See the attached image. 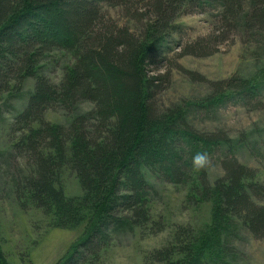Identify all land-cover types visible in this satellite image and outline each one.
Wrapping results in <instances>:
<instances>
[{"label": "trees", "instance_id": "trees-1", "mask_svg": "<svg viewBox=\"0 0 264 264\" xmlns=\"http://www.w3.org/2000/svg\"><path fill=\"white\" fill-rule=\"evenodd\" d=\"M132 1L0 0V98L34 81L25 107L13 118L18 135L12 151L1 157L12 174L16 202L21 210L56 213L60 228L84 226L82 239L63 264H93L110 234L151 224L154 190L145 171L160 182L187 187L186 202L192 207L216 201L217 223L238 224L255 239H264V186L255 182V170L238 162L235 142L222 131L194 128L187 109L157 105L168 76L160 66L182 8L214 9L222 27L258 36L264 0H147L142 14L133 12ZM102 4L129 11L134 30L106 27ZM140 16L147 17L145 25ZM54 53L71 58L58 84L42 73L43 62ZM257 90L236 78L215 82L206 105L217 107L226 92L246 105ZM84 103L90 108L81 112ZM55 109L67 114L65 124L44 119L46 111ZM197 152L220 165L222 175L213 185L208 164L197 168L192 163ZM15 156L26 159L28 171L18 169ZM64 171L78 180L81 197L66 199L60 185ZM158 224L157 232L162 231ZM200 247L191 228L179 227L149 261L210 264L206 255L214 264H225Z\"/></svg>", "mask_w": 264, "mask_h": 264}, {"label": "rangeland", "instance_id": "rangeland-1", "mask_svg": "<svg viewBox=\"0 0 264 264\" xmlns=\"http://www.w3.org/2000/svg\"><path fill=\"white\" fill-rule=\"evenodd\" d=\"M130 5L134 13L147 10V0L139 4L133 0ZM214 11L189 7L177 13L174 23L177 32L170 36L171 46L160 66L168 76L157 105L187 109L188 121L199 131L224 132L236 144L238 162L255 170V182L264 186V27L257 29L258 36L249 33L240 36L236 30L222 27ZM100 13L106 27L128 26L134 30L131 14L123 7L102 4ZM146 20L147 17L140 16L143 25ZM69 64V55L54 53L43 62L42 73L52 84H58ZM233 78L256 87L255 100L246 105L236 103L231 92H226L223 98L217 99V107L208 108L206 103L213 98L211 85ZM33 86L34 81L29 79L21 92H10L0 98V253L4 264H57L59 261L63 264V259L82 239L84 226L60 228L56 213L47 216L31 207L21 210L13 195L12 174L1 158L12 151L18 135L12 129L13 118L25 107ZM89 108L84 103L79 110L85 112ZM190 109L197 113H191ZM67 118L66 113L57 109L44 114V119L55 125L65 124ZM14 158L18 169L28 171L26 159ZM221 175L220 165L211 160L207 170L209 182L213 185ZM145 178L154 190L151 224L132 232L110 234L98 261L93 264H154L149 261L150 254L168 245L179 227L191 228L201 241L200 250L217 255L220 263L264 264V239H255L238 224L217 223L214 220L216 201L192 207L186 202L187 187L160 182L147 171ZM60 185L66 199L82 196L78 180L68 171L61 175ZM155 224L162 231L157 232L159 226ZM204 257L208 263H216L213 258Z\"/></svg>", "mask_w": 264, "mask_h": 264}, {"label": "clouds", "instance_id": "clouds-1", "mask_svg": "<svg viewBox=\"0 0 264 264\" xmlns=\"http://www.w3.org/2000/svg\"><path fill=\"white\" fill-rule=\"evenodd\" d=\"M209 162V157L206 152H197L192 157V163L197 168L205 167Z\"/></svg>", "mask_w": 264, "mask_h": 264}]
</instances>
